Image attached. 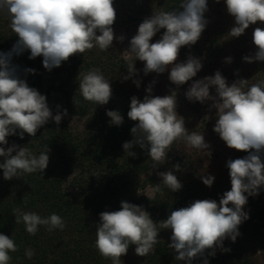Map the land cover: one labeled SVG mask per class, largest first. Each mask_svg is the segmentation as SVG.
Returning a JSON list of instances; mask_svg holds the SVG:
<instances>
[{"label":"clouds","instance_id":"clouds-1","mask_svg":"<svg viewBox=\"0 0 264 264\" xmlns=\"http://www.w3.org/2000/svg\"><path fill=\"white\" fill-rule=\"evenodd\" d=\"M224 2L228 14L234 18V26L228 32L231 37L243 35L252 24L264 23V0ZM0 11L7 12L9 27L18 36L9 52H0V145H7L8 136L19 134L23 139L27 133L34 137L50 119L58 125L67 115L65 109L53 116L46 96L19 78L17 67L11 63L13 54L28 50L29 59L42 56L43 67L51 71L73 55L94 47L107 51L114 39L123 42L125 37H116L112 27L117 15L113 0H0ZM207 11L208 0H182L179 10L153 11L139 24L125 54L134 57V61L144 62L145 75L162 74L170 69V82L177 87L185 84L201 70V60L189 55L184 62L176 61L182 47L194 45L199 40L208 23L205 19ZM161 29L165 30L161 38L151 43ZM252 40L257 50L254 55L244 56L243 60L264 62V28H255ZM134 61H129L124 80L136 73ZM226 62L231 63V57L226 58ZM25 71L35 72L34 69ZM133 82L139 87L140 81ZM213 88L215 95L210 94ZM78 89L84 100L97 105H106L112 95L111 84L99 68L81 73ZM146 92L148 95L142 101L135 96L131 98L127 112L128 118L137 122L130 130L134 139L122 145L128 156H136L130 150L138 144L147 150L153 161L152 168H157L166 162L171 145L178 140L189 148L211 154L203 134L190 132L184 118L177 113L175 90H170L169 95L153 96L149 85ZM185 96L189 101L201 104L212 101L209 110L216 109L217 117L213 131L228 148L248 154L227 161L231 190L223 193L219 203L198 199L187 207L171 211L167 219L159 223L154 222L142 206L126 201L121 202L120 210L101 212L94 246L101 257L111 260V264H122L121 257L127 254L130 245H135L136 255L146 257L158 243V224L159 228L171 230L168 247L177 253V261L191 264L207 250H213L209 254L215 255L216 247L230 251L223 248V241L231 239L235 242L240 235L239 225L249 218L244 211L248 197L258 195L264 188V160L261 158L264 154V79L252 84L247 79H237L229 85L221 72L216 71L212 76L194 81ZM73 102L79 103L75 99ZM106 115L112 125L123 123L119 111L109 110ZM48 151L45 145L44 151L37 156L27 146H0V157H4L0 163L3 178L11 180L26 173L43 172L49 163ZM173 170L180 171V164L158 173L161 183L156 185L157 191L161 184L172 192L182 188ZM200 178L208 187L215 180L212 175H201ZM12 214L15 223L23 222L30 235H35L41 225L49 232L63 230L66 226L56 213L42 218L35 212L15 208ZM16 251L15 241L0 233V264H9L12 259L9 253ZM33 255V250L25 251L28 259ZM203 264H208L207 259Z\"/></svg>","mask_w":264,"mask_h":264},{"label":"trees","instance_id":"trees-1","mask_svg":"<svg viewBox=\"0 0 264 264\" xmlns=\"http://www.w3.org/2000/svg\"><path fill=\"white\" fill-rule=\"evenodd\" d=\"M181 2L135 0L122 10L123 6L118 4L120 2L113 0L117 14L112 26L114 33L124 27L126 31L138 29L139 24L153 11L179 10ZM210 3L211 0H208V11L205 13L208 23L204 33L211 30L215 33L211 48L218 55L227 46L225 39L227 36L229 38L228 32L233 26L229 20H225L224 14L214 18L217 10ZM121 11L130 13L127 20L120 18ZM9 25L7 12L0 11V52H9L18 40ZM164 31L161 29L150 42L159 40ZM129 42L124 40L118 43L114 40L107 51L94 47L83 54L71 56L60 67H55L54 81L47 90L43 57L29 59L28 50L19 55L13 54L11 63L17 67L19 78L45 95L47 101L53 94H59L63 100L62 108L53 116L58 112L63 113L65 109L67 115L58 125L50 119L34 137L27 133L23 139L19 134L10 135L6 138L8 144L0 145L5 148L13 144L27 146L37 156L44 151L45 145L49 149V163L43 172L26 173L20 178L5 180L0 169V233L12 238L17 245V251L9 253L12 257L9 264H111V260L101 257L94 246L101 212L120 210L121 202L126 201L142 206L153 221L159 223L167 219L171 211L187 207L195 200L210 199L219 203L223 193L231 190L227 161L243 158L248 154L246 152L237 151L227 161L212 168L209 174L197 169L188 155H180L185 145L181 140L171 145L166 162L157 168H152L153 161L147 150L138 144H134L130 150L136 153L135 157L125 152L122 145L134 139L130 130L137 123L127 116L131 98L135 96L142 101L148 95L146 89L149 85L152 86L153 96H164L172 85L155 72L145 75L144 62L134 61V57L124 52ZM182 50L199 58L202 67L212 69L214 63L207 61L198 41L182 47ZM235 51L239 57L240 47L235 46ZM130 60L134 61L136 73L124 80L123 77L128 75ZM259 64L264 66V62L259 61ZM259 64L256 63L255 67L258 68ZM93 68H99L111 84L112 95L106 105L88 102L79 93L80 74ZM26 69H34L35 72L30 73ZM230 79L234 82L241 78L233 72ZM135 80L140 81L139 87L133 82ZM74 99L79 103L74 104ZM109 110L120 112L123 117L121 125L110 124V117L106 115ZM72 117L83 120L81 130L71 128ZM261 158L264 160V154ZM3 160L4 157H0V163ZM175 164L181 166L180 171H173L182 188L172 192L161 184L160 191H157L156 185L161 183L158 173L172 170ZM201 175L215 177L211 187L202 183ZM148 187L153 189V197L140 194ZM15 208L35 212L42 218L56 213L63 218L66 226L63 230L49 232L46 226L41 225L35 235H30L23 222L15 223L12 214ZM244 211L249 218L239 225L240 235L235 242L231 239L223 241V248L230 251L216 247L215 255L209 254L213 250H207L203 256L194 258L191 264H203L205 259L208 264H261L260 253L264 252V188L258 195L248 197ZM158 230V243L153 251L141 257L135 254V245H130L127 254L121 257L122 264H187V261H177L176 254L163 240L165 232L172 235L171 230L159 228V224ZM27 249L34 252L31 259L25 256Z\"/></svg>","mask_w":264,"mask_h":264},{"label":"rangeland","instance_id":"rangeland-1","mask_svg":"<svg viewBox=\"0 0 264 264\" xmlns=\"http://www.w3.org/2000/svg\"><path fill=\"white\" fill-rule=\"evenodd\" d=\"M123 9L128 8L131 1L135 0H118ZM212 8L216 11L214 14V18H219L220 14H224L227 19L231 22V25L234 26V18L228 14L227 8L225 5L224 0H220L219 3H216L215 0H211ZM128 12L121 11L120 18L127 20ZM121 22V21H120ZM129 24H137L136 22H127ZM260 27L264 28V23L257 22L256 24H252L249 26L248 29L245 30V33L239 37H231L227 36L225 39L227 41V46L225 47L224 51L220 52L218 55L217 53L212 50L211 48V41L215 38V33H212V30L209 33L202 32L198 43L202 48L203 52L205 53V57L207 61L214 63L212 69H207L202 67L201 70L197 73L192 80L186 82L185 84L177 87L176 85L172 84L168 79L169 71H166L161 75L167 82H170L172 85L168 89L167 95L170 94V90H175L177 93V113L184 118L185 127L191 132L196 131L203 134L205 142L210 145V148L207 150L211 154H207L204 151L189 148L186 144L181 148L180 155H188L192 158L194 165L197 169L209 174L212 168H216L220 162L227 161L237 150L230 149L226 146V144L220 139L219 135L213 131V127L216 122V109H210V105L212 101H206L205 103L201 104L198 101H189L186 96L185 92L188 90L190 85L196 81L203 79L207 76H212L215 74L216 71H220L222 76L225 77L226 81L229 85L233 82L230 79V74L235 72L241 79L249 80V84L256 83L262 79H264V66L259 64V61H255L253 63H247L243 60L244 56L254 55L256 52V46L253 44L252 34L255 28ZM223 28V27H222ZM137 28L131 29V31H126L124 28H119L115 31V36L119 37L123 35L125 37L124 40H131L136 32ZM115 41L119 42L118 40L114 39ZM123 40V41H124ZM151 43H155L152 41ZM235 46L240 47L241 55H237L235 51ZM192 54H186L182 48L180 49L177 63L184 62L188 58V56ZM231 57V63L226 62V58ZM236 60V61H234ZM258 65V68L255 65ZM237 64H239L237 66ZM239 68V69H238ZM54 70L53 68L51 71L45 69L46 76H45V89L47 90L54 81ZM210 94L215 95V89H210ZM47 104L52 111V113L60 110L62 108L63 100L59 94H53ZM59 106V107H57ZM209 117V119H208ZM70 126L73 130H81L83 127V120L80 118L72 117L70 119ZM140 194H144L148 197L154 196V191L152 188L148 187L144 191H141ZM171 235L169 232H165L163 236V240L167 245L171 243L170 239ZM171 249V248H170ZM176 255L177 253L171 249ZM260 263L264 264V252L260 253Z\"/></svg>","mask_w":264,"mask_h":264}]
</instances>
